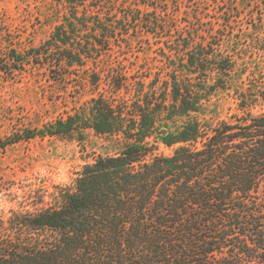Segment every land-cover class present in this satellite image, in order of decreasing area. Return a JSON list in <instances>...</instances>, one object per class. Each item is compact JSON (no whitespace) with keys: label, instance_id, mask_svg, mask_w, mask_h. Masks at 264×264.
Masks as SVG:
<instances>
[{"label":"trees","instance_id":"16d2710c","mask_svg":"<svg viewBox=\"0 0 264 264\" xmlns=\"http://www.w3.org/2000/svg\"><path fill=\"white\" fill-rule=\"evenodd\" d=\"M54 1L70 14L30 59L41 65L55 54L60 73L112 51L131 35L127 22L146 25L149 35L160 31L138 7L119 14L122 0H108V8L106 0ZM218 32L179 37L171 50L179 62L169 64L161 93V77L134 91L118 74L106 80L109 98L93 74L91 98L74 114L0 135V156L22 141L84 129L129 142L121 153L86 164L72 187L44 191L33 211L0 218V264H264V113H255L264 91L240 92L227 119L211 124L197 116L198 87L215 73L211 90L225 89L236 66ZM11 53V65H23ZM164 113L170 124L161 130ZM161 146L177 148L166 155Z\"/></svg>","mask_w":264,"mask_h":264},{"label":"rangeland","instance_id":"374dc122","mask_svg":"<svg viewBox=\"0 0 264 264\" xmlns=\"http://www.w3.org/2000/svg\"><path fill=\"white\" fill-rule=\"evenodd\" d=\"M103 3V7L112 6L108 0ZM137 7L157 19L159 32L149 35L151 29L146 25L127 22L131 35L119 42L120 46L114 44L112 51L92 56L83 69L64 67L60 73L54 64L55 54L48 55L41 65L30 55L50 39L70 10L54 0H0V70L4 72L0 73V135L7 138L24 128L41 129L74 114L91 98L87 80L93 74L101 76L100 92L109 98L112 94L106 93V80L118 74L128 78L134 91L139 82L148 87L161 77V93L164 80L170 79L166 75L169 64L179 62L171 50L178 46L182 34L190 32L220 30L221 43L236 61L225 89L211 90L219 79L215 73L200 86L203 89L198 87L202 95L200 119L211 124L227 119L236 112L240 92L264 91V0H122L118 13H131ZM105 12L104 8L99 11ZM11 52L24 60L23 65H11ZM168 87L171 90L172 86ZM255 113H264V106ZM167 118V113L162 114L161 130L170 124ZM128 143L122 136L84 129L68 137L36 138L9 147L0 156V218L8 220L13 212L33 211L31 204L44 191L52 192L54 186L72 187L86 164L115 156ZM175 148L161 146V152L168 155Z\"/></svg>","mask_w":264,"mask_h":264}]
</instances>
